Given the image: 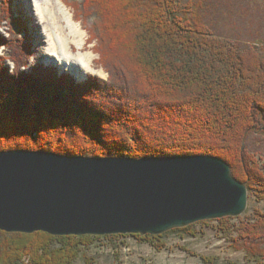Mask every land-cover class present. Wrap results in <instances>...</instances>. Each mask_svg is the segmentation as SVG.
Listing matches in <instances>:
<instances>
[{
    "label": "trees",
    "instance_id": "16d2710c",
    "mask_svg": "<svg viewBox=\"0 0 264 264\" xmlns=\"http://www.w3.org/2000/svg\"><path fill=\"white\" fill-rule=\"evenodd\" d=\"M66 2L85 20L95 19L89 42L108 78L90 74L77 82L43 64L23 70L33 57V41L14 0H0V49L9 54L0 55V152L136 159L212 154L263 200L264 159L247 145L252 134L264 138V33L250 28L248 36L230 39L216 28L218 19L229 20L237 9L250 14V1ZM237 3L247 8H236ZM255 211V221L238 228L234 243L264 264V212ZM228 219L218 221L226 225ZM195 225L158 236L0 230V264H76L82 250L102 238L133 236L162 251L166 235L195 237ZM85 264L95 259L86 258Z\"/></svg>",
    "mask_w": 264,
    "mask_h": 264
},
{
    "label": "water",
    "instance_id": "95a60500",
    "mask_svg": "<svg viewBox=\"0 0 264 264\" xmlns=\"http://www.w3.org/2000/svg\"><path fill=\"white\" fill-rule=\"evenodd\" d=\"M248 187L211 155L65 156L0 152V230L56 237L163 235L235 218Z\"/></svg>",
    "mask_w": 264,
    "mask_h": 264
},
{
    "label": "rangeland",
    "instance_id": "374dc122",
    "mask_svg": "<svg viewBox=\"0 0 264 264\" xmlns=\"http://www.w3.org/2000/svg\"><path fill=\"white\" fill-rule=\"evenodd\" d=\"M65 6L72 13L73 18L86 33L85 45L83 52L92 51L94 55L93 66L98 71L97 74L89 73L88 75L100 76L104 80L108 78V74L97 66L99 56L94 51L95 43H90V29L95 24V19L85 20L81 14H77L76 10L70 6L66 0ZM62 1V2H63ZM247 8L245 3H237L236 8L244 7L250 11L242 13L237 9L229 20L218 19L216 24L217 32L224 35L225 38L236 39V35L248 36L250 28H255L257 32L264 33V0H249ZM63 2V3H64ZM251 5V7H250ZM26 7L25 0H14V10L26 24L29 36L33 41V57L27 67L23 70L31 71L34 64H45L56 68L62 74H70L71 71L62 69L56 63L48 64L44 60V55L40 53L39 43V24L37 20ZM228 9H226V12ZM225 19V18H224ZM20 31V27H16ZM7 27L4 26L2 31L5 33ZM24 33H22V36ZM253 37L248 39L251 41ZM260 45V43H258ZM73 50L77 51L76 45H73ZM0 55L9 57L8 50L4 47L0 49ZM11 73L14 69L13 63L10 60L6 63ZM11 65V66H10ZM87 75V77H88ZM75 77V76H74ZM76 78V77H75ZM77 82L83 80L77 79ZM247 149L255 156L264 159V138L260 134H252L248 141ZM256 189L248 190V207L246 212L235 218L228 219L226 225H222L220 221L213 220L198 223L195 225V237L182 235V233H171L166 235L163 240L166 241L164 250L159 251L154 245L146 242H141L133 236L117 237L114 240L102 238L97 240L91 247L84 248L81 252L76 264H85L86 258H94L95 264H207L202 257H213L216 259L215 264H257L255 260L249 257L244 249H239V244H235V238L238 239V228L244 224H250L255 221L256 211L264 212V199H259ZM221 220V219H220ZM237 245V246H236ZM187 249V250H185Z\"/></svg>",
    "mask_w": 264,
    "mask_h": 264
},
{
    "label": "bare ground",
    "instance_id": "6f19581e",
    "mask_svg": "<svg viewBox=\"0 0 264 264\" xmlns=\"http://www.w3.org/2000/svg\"><path fill=\"white\" fill-rule=\"evenodd\" d=\"M25 2V8L31 10L40 27V45L37 47L44 55V60L50 65L56 63L62 69L71 71L79 80L86 79L89 73L97 74L92 51L83 52L86 33L62 0ZM73 45H76L77 51L73 50Z\"/></svg>",
    "mask_w": 264,
    "mask_h": 264
}]
</instances>
